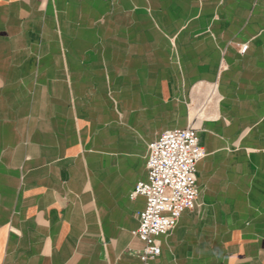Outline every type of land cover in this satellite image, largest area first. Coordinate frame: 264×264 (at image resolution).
Wrapping results in <instances>:
<instances>
[{"label":"crops","instance_id":"crops-1","mask_svg":"<svg viewBox=\"0 0 264 264\" xmlns=\"http://www.w3.org/2000/svg\"><path fill=\"white\" fill-rule=\"evenodd\" d=\"M188 126L197 204L153 264H264V0H0V264H142L130 194Z\"/></svg>","mask_w":264,"mask_h":264},{"label":"built area","instance_id":"built-area-1","mask_svg":"<svg viewBox=\"0 0 264 264\" xmlns=\"http://www.w3.org/2000/svg\"><path fill=\"white\" fill-rule=\"evenodd\" d=\"M248 44L241 45L246 53ZM206 156L197 127L169 129L148 143L147 178L139 181L130 194L145 198L138 213L139 227L133 231L144 244L142 264H153L162 253L160 237L168 235L183 213L192 210L198 200L197 168Z\"/></svg>","mask_w":264,"mask_h":264},{"label":"rangeland","instance_id":"rangeland-1","mask_svg":"<svg viewBox=\"0 0 264 264\" xmlns=\"http://www.w3.org/2000/svg\"><path fill=\"white\" fill-rule=\"evenodd\" d=\"M247 44V43H246ZM249 46V45H248ZM194 127H196V126H194Z\"/></svg>","mask_w":264,"mask_h":264}]
</instances>
